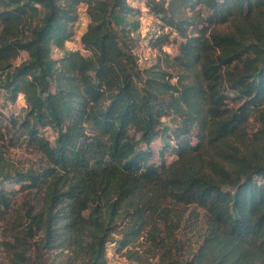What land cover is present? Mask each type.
<instances>
[{"label":"trees","instance_id":"16d2710c","mask_svg":"<svg viewBox=\"0 0 264 264\" xmlns=\"http://www.w3.org/2000/svg\"><path fill=\"white\" fill-rule=\"evenodd\" d=\"M128 1L0 0V89L26 103L7 124L48 162L0 167L6 264H45L46 250L64 246L75 264H107L110 244L169 225L170 202L195 203L207 217L185 264H264V158L231 155L230 168L213 163L210 172L200 159L207 138L264 118V0H143L159 19L145 44L160 53L148 66L134 28L113 22L136 13ZM82 5L88 23L77 44ZM228 23L231 31L217 29ZM171 43L176 53L165 50ZM32 192L45 193L46 210L36 211Z\"/></svg>","mask_w":264,"mask_h":264},{"label":"rangeland","instance_id":"374dc122","mask_svg":"<svg viewBox=\"0 0 264 264\" xmlns=\"http://www.w3.org/2000/svg\"><path fill=\"white\" fill-rule=\"evenodd\" d=\"M128 2L136 9V13L129 18L114 15L113 22L117 27L127 25L134 28V34L139 37V45L135 52L141 57V65L148 66L157 59L160 53L157 49L150 48L145 44L148 26L151 22H157L159 19L149 12L143 0H129ZM87 23L85 6L82 5L76 23L78 39L75 38V43L79 42V36ZM217 29L231 31L232 26L231 23H228L218 26ZM176 38L180 39L179 36ZM165 50L172 53L177 52L174 43L166 45ZM151 51L155 52V55ZM4 78L5 72L0 70V86L4 83ZM230 95L233 94L230 93ZM229 103L231 106L236 104L232 99ZM25 106L22 94L19 95L15 103H11L4 95V91L0 89V123L4 121V124L0 125V167L7 170L15 168L26 171L30 168L41 169L48 166L47 159L35 146L28 143L27 138L22 135V131L7 124L8 118L11 116L23 117ZM174 123L175 121L171 118L164 121V124L169 128ZM194 131L198 132V129ZM43 132L47 138L54 141L55 134L51 129H43ZM194 139L195 142L198 140L195 134ZM166 142H169L168 138L160 137L152 143V147L158 152ZM231 155L264 158V118L256 113L252 114L237 135L228 136L220 141L207 138L200 159L206 166V171L210 172L209 166L213 163H225L230 168L228 162L232 160ZM174 158V156H169L167 162ZM7 184L9 188L19 187L17 184ZM18 196V205L22 206L27 195L20 193ZM45 197L44 192H32L31 203L36 211L46 210ZM168 205L171 207L169 225L159 226L157 236L152 233L151 227H148L139 239L124 248H120L118 243L110 244L107 248V264H185L187 261L193 260L203 238L208 233L205 211L195 203L170 202ZM1 229L0 238H2ZM113 237L118 240L122 237V233L115 232ZM45 253V264H75L72 262L71 247L48 249ZM7 260V252L4 248H0V264H6Z\"/></svg>","mask_w":264,"mask_h":264},{"label":"built area","instance_id":"2783aa9c","mask_svg":"<svg viewBox=\"0 0 264 264\" xmlns=\"http://www.w3.org/2000/svg\"><path fill=\"white\" fill-rule=\"evenodd\" d=\"M159 33V26H158V22H151L148 26V34L146 35V40H150L154 37H156ZM75 47V46H73Z\"/></svg>","mask_w":264,"mask_h":264},{"label":"crops","instance_id":"0c3cea01","mask_svg":"<svg viewBox=\"0 0 264 264\" xmlns=\"http://www.w3.org/2000/svg\"><path fill=\"white\" fill-rule=\"evenodd\" d=\"M151 53H153V55H155V52H152V51H151Z\"/></svg>","mask_w":264,"mask_h":264}]
</instances>
